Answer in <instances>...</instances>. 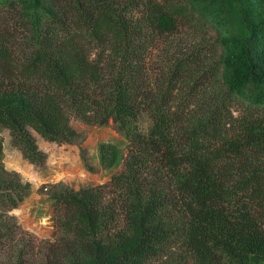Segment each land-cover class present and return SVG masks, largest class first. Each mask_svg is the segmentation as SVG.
I'll use <instances>...</instances> for the list:
<instances>
[{
    "label": "trees",
    "instance_id": "obj_1",
    "mask_svg": "<svg viewBox=\"0 0 264 264\" xmlns=\"http://www.w3.org/2000/svg\"><path fill=\"white\" fill-rule=\"evenodd\" d=\"M205 34L185 0H0V127L24 157H45L31 131L73 140L72 119L128 138L120 172L58 192L40 241L9 214L30 183L0 139V264L264 260V72L246 41L224 38L221 62Z\"/></svg>",
    "mask_w": 264,
    "mask_h": 264
},
{
    "label": "rangeland",
    "instance_id": "obj_2",
    "mask_svg": "<svg viewBox=\"0 0 264 264\" xmlns=\"http://www.w3.org/2000/svg\"><path fill=\"white\" fill-rule=\"evenodd\" d=\"M205 26L204 41L214 45L219 61L226 56L224 38L243 42L251 48L256 72H264V0H185ZM222 80L230 82L235 70L223 66ZM234 110V115L238 114ZM77 136L68 142L57 143L31 131L38 149L45 157L41 164L30 162L14 145L9 130L0 127L2 162L5 169L18 174L22 182L30 183L27 197L9 211L22 229L38 241L52 238L55 225V196L64 187H81L104 183L122 170L128 150V138L114 124H87L72 119ZM150 117L143 113L139 126L146 132ZM224 264H239L225 259ZM187 264H193L188 260ZM247 264H264L251 259Z\"/></svg>",
    "mask_w": 264,
    "mask_h": 264
}]
</instances>
